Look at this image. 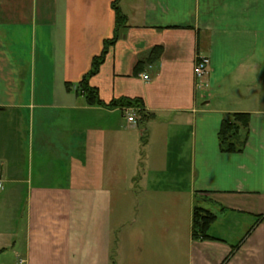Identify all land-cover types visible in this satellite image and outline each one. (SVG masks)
Wrapping results in <instances>:
<instances>
[{
	"label": "crops",
	"instance_id": "1",
	"mask_svg": "<svg viewBox=\"0 0 264 264\" xmlns=\"http://www.w3.org/2000/svg\"><path fill=\"white\" fill-rule=\"evenodd\" d=\"M114 2L0 0V264H264V0H120L109 45ZM104 49L89 86L142 98L147 122L87 102ZM232 113L247 140L223 152ZM197 204L213 240L193 238Z\"/></svg>",
	"mask_w": 264,
	"mask_h": 264
},
{
	"label": "trees",
	"instance_id": "2",
	"mask_svg": "<svg viewBox=\"0 0 264 264\" xmlns=\"http://www.w3.org/2000/svg\"><path fill=\"white\" fill-rule=\"evenodd\" d=\"M120 0H115L113 8L116 12L117 30L115 37L109 40L107 44H113L118 37L121 27L126 26L127 17L121 11L119 6ZM163 49L160 46L153 48L149 56L138 63L137 67L144 65H155L159 62ZM106 49L103 50L101 55L95 57L92 62V67L89 73L81 81V90L87 98V102L91 105H107L111 108H134L136 109V117L140 123L150 120L151 115L144 111V101L142 98H123L112 101L108 104L100 99L99 91L97 88L89 86V78L98 73L100 65L105 59ZM251 114L249 113H232L225 116L222 121L219 139L220 146L223 152H239L242 151L246 140L250 124ZM143 145L146 144V133L142 138ZM217 216L199 204L194 208L193 213V238L196 240H213L214 237L210 235L209 229Z\"/></svg>",
	"mask_w": 264,
	"mask_h": 264
},
{
	"label": "rangeland",
	"instance_id": "3",
	"mask_svg": "<svg viewBox=\"0 0 264 264\" xmlns=\"http://www.w3.org/2000/svg\"><path fill=\"white\" fill-rule=\"evenodd\" d=\"M40 35H41V31L38 30L37 38L33 42H30L31 41L30 40L31 39L30 34H29V36L25 37V40H26L25 48H26V50L24 49V53L26 56H33V63H34V56H35V61H36V64L37 63L39 64V69H40V56L41 55H47L48 53H51V52H49V45L46 46V45L42 44ZM6 220H7L6 226L11 227V225L14 224L12 222V214L11 213L7 214Z\"/></svg>",
	"mask_w": 264,
	"mask_h": 264
},
{
	"label": "built area",
	"instance_id": "4",
	"mask_svg": "<svg viewBox=\"0 0 264 264\" xmlns=\"http://www.w3.org/2000/svg\"><path fill=\"white\" fill-rule=\"evenodd\" d=\"M210 66V58L206 56H197L194 65V75L198 81L203 80L208 73ZM145 79H148V75H144ZM127 121L131 124H137L136 109L125 108ZM2 187V181L0 176V188Z\"/></svg>",
	"mask_w": 264,
	"mask_h": 264
}]
</instances>
